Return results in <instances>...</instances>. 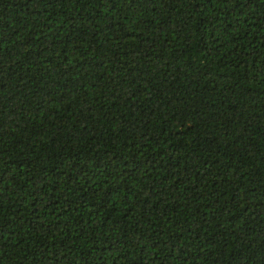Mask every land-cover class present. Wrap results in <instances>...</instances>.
<instances>
[{
	"label": "trees",
	"instance_id": "trees-1",
	"mask_svg": "<svg viewBox=\"0 0 264 264\" xmlns=\"http://www.w3.org/2000/svg\"><path fill=\"white\" fill-rule=\"evenodd\" d=\"M0 264H264V0H0Z\"/></svg>",
	"mask_w": 264,
	"mask_h": 264
}]
</instances>
